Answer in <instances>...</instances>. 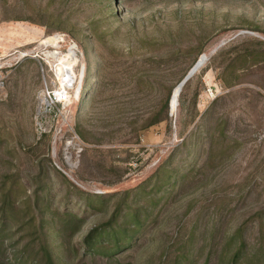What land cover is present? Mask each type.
Returning a JSON list of instances; mask_svg holds the SVG:
<instances>
[{
	"label": "rangeland",
	"instance_id": "374dc122",
	"mask_svg": "<svg viewBox=\"0 0 264 264\" xmlns=\"http://www.w3.org/2000/svg\"><path fill=\"white\" fill-rule=\"evenodd\" d=\"M0 264H264V0H0Z\"/></svg>",
	"mask_w": 264,
	"mask_h": 264
},
{
	"label": "built area",
	"instance_id": "2783aa9c",
	"mask_svg": "<svg viewBox=\"0 0 264 264\" xmlns=\"http://www.w3.org/2000/svg\"><path fill=\"white\" fill-rule=\"evenodd\" d=\"M51 38H54L55 41L53 44H45V47L50 50H46V53L42 55L47 62L49 60L53 63V69L49 67L52 72V83L50 87H45V91L39 98L38 116L42 114L46 116L53 113L54 110L57 112L65 110L70 103V92L75 89L73 96L79 97L81 90L82 69L76 76V64L79 59L77 46L73 42L67 43L66 38L61 35H54L49 39ZM78 83L80 87L77 89Z\"/></svg>",
	"mask_w": 264,
	"mask_h": 264
},
{
	"label": "water",
	"instance_id": "95a60500",
	"mask_svg": "<svg viewBox=\"0 0 264 264\" xmlns=\"http://www.w3.org/2000/svg\"><path fill=\"white\" fill-rule=\"evenodd\" d=\"M200 67V66H199ZM199 67H193L187 74L186 76L182 79V81L179 83L180 85V90L181 88L198 72ZM170 107V114L173 113V110Z\"/></svg>",
	"mask_w": 264,
	"mask_h": 264
},
{
	"label": "bare ground",
	"instance_id": "6f19581e",
	"mask_svg": "<svg viewBox=\"0 0 264 264\" xmlns=\"http://www.w3.org/2000/svg\"><path fill=\"white\" fill-rule=\"evenodd\" d=\"M55 41V39L54 38H51V39H45L43 42H42V44L43 45H45V44H47V43H51V44H53V42ZM201 67L202 66V63H200L198 66H196V67ZM199 67V68H200ZM84 69V68H83ZM182 89V88H181ZM175 90H177L178 91V95L180 94V92H181V90H180V85L178 84V86H177V88L175 89ZM175 92V91H174ZM177 100H178V97L177 96H175V94L173 95V106H175L176 104H177Z\"/></svg>",
	"mask_w": 264,
	"mask_h": 264
}]
</instances>
